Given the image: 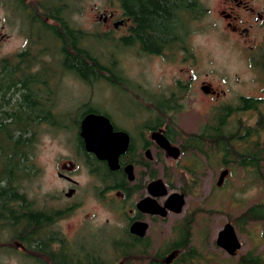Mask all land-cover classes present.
<instances>
[{"label": "rangeland", "instance_id": "obj_1", "mask_svg": "<svg viewBox=\"0 0 264 264\" xmlns=\"http://www.w3.org/2000/svg\"><path fill=\"white\" fill-rule=\"evenodd\" d=\"M42 2L52 8L51 12L54 14H57L56 10L61 3L66 5L62 15L69 19L74 28L101 35L102 37L87 39L83 46L101 56L102 63L106 66L116 62L114 69L126 79L117 84L98 81L88 86L72 75L63 76L64 71L59 68L57 59L51 62V72L48 75L52 76L53 89L50 90L53 93L54 110L58 114V122L66 125L67 130L55 131L47 125L39 126L38 142L34 150L37 176L27 185L28 197L33 200L37 209L61 211L75 205L73 211L57 219L53 228L81 246L83 254L95 251L100 257L96 245H105L104 238L113 236L115 228L120 227L117 214L108 206L114 203V193L103 192V185L99 180L90 177L81 161L75 160L79 168L73 173V179L78 184L71 196L67 197L70 186L57 174L61 172L60 165L74 159L71 153L75 130L73 122L77 123L80 115L91 107L95 112L108 114L115 124L127 127L131 120L134 124H140L147 116L144 109L146 106L151 107L152 103L147 101L143 104L144 96L145 99L149 98L148 95L151 96L148 91L168 99L175 92L172 102L178 104L177 109L168 114L166 119H172L184 135L199 133L202 125L211 122V114L216 107L219 109L228 104L236 108L239 97L259 95L258 91L262 86L257 82L264 81V75H256L248 67V46L254 43L264 44V29H254L247 39L242 34L226 33L219 13L220 0H200L205 16L190 23V32L185 40L186 51L181 53L174 48L167 55L159 57L142 53L136 47L128 49L119 46L115 42L127 35L129 28L118 24L121 19L117 0ZM257 5L261 8L264 6ZM111 14L112 19L109 16ZM29 17L14 0H0V59L12 58L26 47V39L31 34L43 39L44 31L30 22ZM251 39L254 40L253 43ZM44 41L51 48V40L47 35ZM117 73L114 75L115 83L120 79ZM176 80L191 81L187 93H181V89L176 88ZM203 80L211 83L217 97L206 98L199 92L198 86ZM249 81L252 82L248 83ZM131 115L133 118L130 120ZM262 116L264 117V108ZM260 117L255 112L236 111L227 118L226 127L231 129L237 120L242 121L245 126H254ZM262 129L258 139L261 144L264 143V128ZM206 151L209 155L206 160L199 153L187 152L181 156L178 163L180 168H192L195 163H200L197 168V187L189 190L192 179L188 174L183 176L182 182L172 180L175 191L179 192L183 184V191H186L185 206L180 215H171L164 224L153 227V253L159 248L167 249L173 240V228L187 215H192L194 219L191 246L202 257L207 258L208 262L205 264L235 263L248 250L258 249L264 252V222L245 224L241 230L236 226L239 216L248 207L257 203L264 204V159L261 174H256L252 169H244L229 162L225 167L219 156L212 154L207 148ZM170 164L174 166L172 168L176 174H182L180 168H176V163H171V160L165 162L168 167ZM172 168L169 167V171ZM224 169L228 170V174L221 185L217 186L219 175ZM156 171L161 176L164 170L160 165L156 167ZM226 223L234 226L241 243L240 250L233 257L215 245L217 233ZM165 242L167 244L164 248L162 246ZM108 248L109 243H106L105 251ZM18 252H22V249H18ZM0 264L33 262L25 260L18 253H6L4 249L0 251Z\"/></svg>", "mask_w": 264, "mask_h": 264}, {"label": "trees", "instance_id": "obj_2", "mask_svg": "<svg viewBox=\"0 0 264 264\" xmlns=\"http://www.w3.org/2000/svg\"><path fill=\"white\" fill-rule=\"evenodd\" d=\"M14 1L18 3L20 10L30 15V22L40 26L45 36L50 38L52 46L50 48L47 41H44L45 36L41 39L39 35L31 34L26 39V47L12 58L0 59V251L6 249V253H18L33 264H94L90 259L92 257L83 259L80 258L83 256L75 255L70 260L52 251L54 236L61 237L59 233H52V226L62 214L37 209L33 200L28 197L27 185L37 176L34 164L37 129L41 125L53 127L51 119L56 117L44 109V100L35 95L48 89L44 72L51 70V62L56 59L59 68L64 71L63 76L72 75L88 86L98 81L117 84L126 79L114 69L116 62L106 66L102 63L101 56L83 46L87 39L102 36L70 26L62 15L66 5L61 3L56 10L57 14L52 15V8L47 7L42 0ZM117 2L122 15L131 20L132 27L127 35L115 42L128 49L136 47L147 54L158 53L163 49L173 50L179 44V33L182 32L187 37L190 23L205 15L200 0ZM116 73L120 79L115 83ZM143 99V104L150 102L145 96ZM249 104L253 102L240 100L236 108H247ZM93 110L89 107L83 114ZM154 117L157 124L174 123L172 119L167 120V115L164 114ZM218 119V122L205 126L196 134L184 135L177 130L183 150L199 153L204 159H208L207 148L212 154L219 156L225 167L232 163L261 174L264 143L261 144L258 139L264 128V117L261 116L254 126H245L242 121L237 120L231 129L226 127L224 117ZM199 165L200 163H195L194 167L186 168V173L192 179L189 190L197 187ZM107 186L106 189L111 188L109 184ZM259 222H264V204L261 203L248 207L239 216L236 226L241 230L245 224ZM192 225L193 220L181 224L177 231L179 237L171 243L170 249L173 251H184L178 258L179 264L208 262L190 244ZM19 248L22 252H18ZM230 264H264V252L258 249L248 250L235 263Z\"/></svg>", "mask_w": 264, "mask_h": 264}, {"label": "flooded vegetation", "instance_id": "obj_3", "mask_svg": "<svg viewBox=\"0 0 264 264\" xmlns=\"http://www.w3.org/2000/svg\"><path fill=\"white\" fill-rule=\"evenodd\" d=\"M220 4L221 8L219 13L224 22V29L226 33L232 35L242 34L247 39L254 29H264V6L261 8L257 5L264 4V0H220ZM119 13L121 21L118 22V24L128 26L129 28L127 30L129 31L130 27H132L131 20L122 15L121 9ZM241 14L246 16L242 17ZM52 15L55 14L52 13ZM109 16L111 19L113 18L112 14ZM64 19L70 24L68 18L64 17ZM46 22L49 23L48 21ZM104 22H106V18L104 19ZM70 26L73 25L70 24ZM185 40L186 37H184L182 32H180L178 41L179 44L175 45L174 48L179 49V52L184 53V51H186ZM253 41L254 40L251 39L252 43ZM170 51V49H163L162 51L152 53L151 55L160 57L167 55ZM248 51L250 52L248 67L256 75H264V44L254 43L253 45H249ZM49 72H44L48 89L35 96L42 98L44 100V109L47 112L49 111V113L51 112V115L55 114L56 116L51 119L54 126H47L55 131H66L67 126L58 122V114L55 113L54 110L53 93L52 90H50L51 88L53 89L52 76L48 75ZM251 82L252 81H249L248 83ZM257 83L262 86L259 88V95L239 97V102L240 100H249V102H253V104H249V107L243 109L234 108L228 104L219 109L216 107L215 111L211 114V122L202 125L200 131L205 128V126L213 125V122L215 121L218 122V118L220 117H224L226 119L224 120L227 121V118L236 111H251L257 113L259 116H262L264 108V81H258ZM175 84L176 88L181 89V93L183 91L184 93H187L191 86V81L182 82L176 80ZM198 90L206 98L214 99L218 95L211 83L204 80L200 81ZM148 92L151 96L148 95L147 97L149 98L147 99L152 102L153 106L151 108L144 109L147 116H145L143 123H132L131 118H133V115H131L130 124L127 125V127H130L131 129H128L124 125L115 124L108 114L95 111L85 114L82 113L83 115H80L81 117L77 123L73 122L72 125H74L75 130L72 137L74 142L71 141V153L72 158L74 157V159H70L66 164L60 165L59 168L61 172H58L57 176L67 182L70 186L68 187L67 193V197H70L78 184L73 179V173H75V171L79 168V166L76 165V161L80 160L83 164L82 167L85 169L87 174L90 177L98 179L100 184L103 185V192L107 191V193H114V203L108 206L111 207V211L117 214L120 227L118 226V228H115V234L113 236H107L104 238V241L109 243V248L106 251V243L105 245H103V243H98V245H96V247L99 248L100 257L95 254V251L93 253L88 251L87 254H83L82 247L74 243V240L71 242L67 237L52 228V233L54 232L56 235L59 233L61 235V237L54 236V241L51 245L52 251L54 253L56 252L57 255L62 254L64 255V258L70 260L73 259L75 255L83 256L80 257L83 259L92 257L90 259H92L91 261L94 264H179L178 258L184 251L181 249L173 251L170 249L171 243L179 237L177 231L181 224H185L187 220H193L194 222L192 215L185 216L183 220L175 225L173 228V240L170 242L167 249L159 248L156 253H153V227L158 224H164L166 219L171 215H180L184 207L179 214L166 209V214L164 216L144 212L138 208V204L147 198L155 200L159 206L165 207V203L167 202L169 196L173 193L183 194L185 200L186 191H183V184L179 192L175 191L172 180L178 179L179 182H182L183 176L187 174L186 168H189H180L178 165L181 156L187 152L183 150L182 142L180 141L177 133L178 129L176 124H157L158 121L155 120L154 117V115L157 114L168 115L171 114V112L176 111V105L178 104L176 102H172V97L176 96V93L172 92L170 96L171 99H168L166 97L158 96L150 91ZM251 106L254 107L250 108ZM89 114L102 115L108 118L112 132H122L127 135L128 145L125 152L118 158V169L110 170L105 161L98 160L94 154L86 150L85 143L80 137V129L81 121ZM155 133H160L172 147L179 150L178 158H172L158 145L155 140ZM168 160H171V163H176V168H180L182 174H176L174 168H172L174 166L171 164L169 167L172 168V171H169V167L165 165V162ZM160 165L164 170L161 173V176H159L156 171V167ZM126 168H130L131 170V179H129V173L126 172ZM159 179L162 180L167 190V194L162 197H154L149 193L148 187L151 183ZM108 184L111 187L110 189H106ZM74 206L75 205H70L61 211L51 209L49 212H59L63 215L73 211ZM56 221L54 225L56 224ZM134 225H137V231H140V229L144 226L142 234L132 231V227ZM41 239L43 240V237H41ZM191 239L192 235L190 232V244ZM166 244L167 242H165L162 247L165 248ZM170 261H172V263H170Z\"/></svg>", "mask_w": 264, "mask_h": 264}, {"label": "water", "instance_id": "obj_4", "mask_svg": "<svg viewBox=\"0 0 264 264\" xmlns=\"http://www.w3.org/2000/svg\"><path fill=\"white\" fill-rule=\"evenodd\" d=\"M80 137L85 143L86 150L94 154L98 160L105 161L110 170L119 168L118 158L127 148L128 137L122 132H112L108 118L95 114L85 116L81 121ZM155 140L169 156L174 159L178 158L179 150L172 147L160 133H155ZM126 172L129 173V179H131L130 168H126ZM227 174V169H224L220 173L217 186L221 185ZM148 191L154 197H162L167 194V190L160 179L151 183L148 187ZM184 204V195L173 193L169 196L165 203V207H161L155 200L147 198L138 204V208L144 212L164 216L166 214V209L179 214ZM136 227L137 225H134L132 231L142 234L144 226L140 231H137ZM215 245L230 257L235 256L238 250H240L241 243L231 223L224 224L222 229L217 233Z\"/></svg>", "mask_w": 264, "mask_h": 264}]
</instances>
